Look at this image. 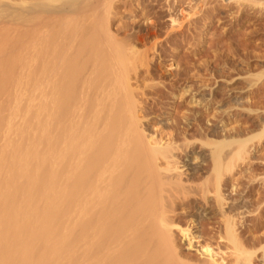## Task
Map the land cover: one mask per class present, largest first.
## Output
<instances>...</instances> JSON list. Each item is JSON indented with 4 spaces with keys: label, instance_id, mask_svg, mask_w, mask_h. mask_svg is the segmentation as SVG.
Returning a JSON list of instances; mask_svg holds the SVG:
<instances>
[{
    "label": "bare ground",
    "instance_id": "bare-ground-1",
    "mask_svg": "<svg viewBox=\"0 0 264 264\" xmlns=\"http://www.w3.org/2000/svg\"><path fill=\"white\" fill-rule=\"evenodd\" d=\"M47 1L8 8L19 28L18 72L29 70L44 98L18 110L0 139V264H168L163 247L175 249L176 226L164 199L193 176L183 177L173 151L180 133L167 141L150 132L132 83L148 58L137 44L159 24L115 30L112 0ZM183 3L159 12L171 32ZM26 28L34 29L27 61ZM203 251L205 264H225Z\"/></svg>",
    "mask_w": 264,
    "mask_h": 264
},
{
    "label": "rangeland",
    "instance_id": "rangeland-1",
    "mask_svg": "<svg viewBox=\"0 0 264 264\" xmlns=\"http://www.w3.org/2000/svg\"><path fill=\"white\" fill-rule=\"evenodd\" d=\"M170 1L112 0L109 7L115 30L124 25L146 32L150 20L159 24L145 45L137 44L148 58L132 83L150 132L167 141L180 133L173 151L182 161L183 177L193 176L185 190L165 196L177 229L175 249L163 247V257L168 264H205L203 249L209 247L225 264H264V0H182L173 13L174 32L169 14L159 13L169 10ZM22 3L0 0L1 140L18 110L44 98L32 90L29 70L23 72L25 84L18 81L23 77L19 28L8 8H22ZM33 30L26 28L24 34L26 61ZM26 61L27 67L34 65Z\"/></svg>",
    "mask_w": 264,
    "mask_h": 264
}]
</instances>
